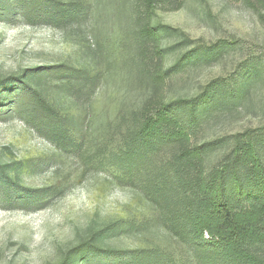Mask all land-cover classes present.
Returning a JSON list of instances; mask_svg holds the SVG:
<instances>
[{
    "label": "rangeland",
    "instance_id": "obj_1",
    "mask_svg": "<svg viewBox=\"0 0 264 264\" xmlns=\"http://www.w3.org/2000/svg\"><path fill=\"white\" fill-rule=\"evenodd\" d=\"M1 80L0 264H59L110 223L76 264H223L193 171L141 115L218 94L183 144L216 142L205 171L264 132V0H0Z\"/></svg>",
    "mask_w": 264,
    "mask_h": 264
},
{
    "label": "trees",
    "instance_id": "obj_2",
    "mask_svg": "<svg viewBox=\"0 0 264 264\" xmlns=\"http://www.w3.org/2000/svg\"><path fill=\"white\" fill-rule=\"evenodd\" d=\"M34 17H32L33 19ZM211 55H207L210 58ZM13 81H0V87ZM218 94H204L190 101L171 104H148L141 115L143 122L157 126L154 130L166 133L165 141L176 144L181 160L189 173L193 209L189 212L197 232H206L212 241L204 242L208 258L234 260L236 264H264V132L235 134L223 156L208 171L204 158L214 147V141L188 145L190 132L199 120V111L214 104ZM176 102V103H175ZM179 108H190L191 115L181 118ZM145 125V123H144ZM264 130V129H263ZM157 133V132H156ZM159 134V133H158ZM0 167V173H1ZM3 170V169H2ZM235 196L229 198L228 193ZM128 225L107 224L95 231L88 241L68 250L59 264H76L77 259L91 254H104L101 240L111 232ZM113 252V251H110ZM120 261H118L119 264Z\"/></svg>",
    "mask_w": 264,
    "mask_h": 264
}]
</instances>
